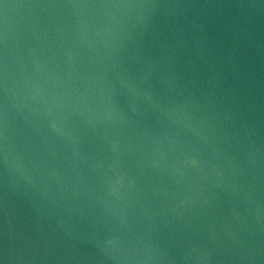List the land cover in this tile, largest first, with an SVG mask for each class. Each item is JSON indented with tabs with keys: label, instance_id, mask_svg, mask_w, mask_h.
I'll list each match as a JSON object with an SVG mask.
<instances>
[{
	"label": "water",
	"instance_id": "obj_1",
	"mask_svg": "<svg viewBox=\"0 0 264 264\" xmlns=\"http://www.w3.org/2000/svg\"><path fill=\"white\" fill-rule=\"evenodd\" d=\"M0 264H264V0H0Z\"/></svg>",
	"mask_w": 264,
	"mask_h": 264
}]
</instances>
